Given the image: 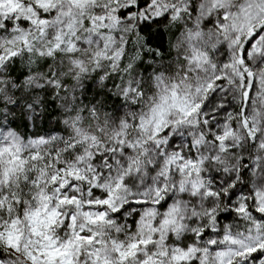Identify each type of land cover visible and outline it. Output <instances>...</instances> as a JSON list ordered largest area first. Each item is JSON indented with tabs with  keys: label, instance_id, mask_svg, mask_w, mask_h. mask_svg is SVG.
<instances>
[{
	"label": "snow or ice",
	"instance_id": "1",
	"mask_svg": "<svg viewBox=\"0 0 264 264\" xmlns=\"http://www.w3.org/2000/svg\"><path fill=\"white\" fill-rule=\"evenodd\" d=\"M0 264H264V0H0Z\"/></svg>",
	"mask_w": 264,
	"mask_h": 264
}]
</instances>
